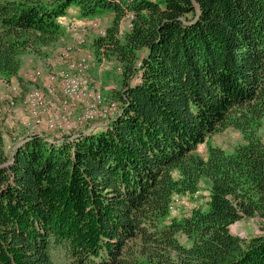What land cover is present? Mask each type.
Listing matches in <instances>:
<instances>
[{
  "label": "trees",
  "instance_id": "trees-1",
  "mask_svg": "<svg viewBox=\"0 0 264 264\" xmlns=\"http://www.w3.org/2000/svg\"><path fill=\"white\" fill-rule=\"evenodd\" d=\"M70 7L111 15L93 48L120 61L119 111L14 146L0 125V264H264V0H0V78ZM227 127L242 141L199 151ZM204 181L205 203L175 216ZM252 217L261 233L231 231Z\"/></svg>",
  "mask_w": 264,
  "mask_h": 264
},
{
  "label": "rangeland",
  "instance_id": "rangeland-1",
  "mask_svg": "<svg viewBox=\"0 0 264 264\" xmlns=\"http://www.w3.org/2000/svg\"><path fill=\"white\" fill-rule=\"evenodd\" d=\"M66 15L59 17V22L61 23V26L64 31H63V35L57 41H55L54 43L48 46H44L42 50L39 52L31 51V52H27L22 55L21 70L24 68L25 58L28 60L29 63L33 62L34 66L35 65L39 66L42 69L43 76L40 78L41 82L39 81L34 82V81L29 80L26 74L24 73L20 75L21 78L20 76L19 77L13 76L10 79V81L5 80L4 78H0V107L4 108L2 110L5 111L3 115L0 117V125L8 133L7 142L11 146H14V144L19 143L26 137H29L33 134H43L51 140L61 139L68 135L75 137L76 135H78L80 132H83V131L90 132L95 129L101 130V128H103L109 122V120L102 119V117L100 118L98 117V119L92 120L91 122L87 121L82 124L77 122L79 119V116L81 115L80 111L82 112V109H83L82 105H77V107L74 106L70 108L71 112H69V110H66L65 107L63 106L64 104L62 105L63 102L61 103L59 95L57 96V95L52 94L50 91H48V89H46L48 91L46 93V91H44L45 87L40 86L42 85V80L44 81L45 77H47V74L51 70H55V69L57 70L61 66L59 64V56L62 50L68 44L75 45L76 43H78L79 38H82L84 40L83 42L84 49L88 50L86 52H88L89 54H92L91 56L92 62H91L90 68L86 70L85 72L86 74L84 78L87 79L88 82L92 81L90 82L92 85L94 84V85L99 86L100 88L101 87L103 88L101 91H104L103 93H105V97L106 96L108 97V98L106 97L108 99V100L106 99V101H118L119 102L116 94L118 90L122 88V71H121L122 69H121V66L119 65L120 61L118 58H116L113 55L111 56H106L104 54L99 55L97 52H95L93 48V43H94L95 38L99 35L105 34L106 28L110 24L111 21L110 20L109 22L105 21L106 14H104L103 17L96 16L94 18H89V19L86 18L87 23L83 22V25L84 24H88V25H84V26L78 25V27H74L75 32L76 30L80 31V33L77 34L74 31H71L68 29V25L71 22L72 17L77 18V16L75 14H72L70 17L69 16L67 17ZM131 17H132V14L128 13L123 18L122 20V30L123 31H125L126 29L130 27ZM64 28L69 30L70 34ZM73 40H76V41H73ZM81 55L82 54H78V55L74 54V57H75L74 60L75 61L81 60L82 58ZM61 64L65 65V63H61ZM34 66L33 68H35ZM39 67H36V68H39ZM87 71L89 72V74ZM72 73L76 74L75 71H73ZM91 84H89V86H91ZM17 86H18V89H17ZM35 86H37V90L43 91L46 97L48 96L47 99L52 100L53 102L51 101V103L48 105H45L47 104L45 103L44 105H42L43 107L41 105L40 106L35 105L34 107L33 103L31 104V102L26 101L25 95L28 92L32 91L33 87ZM14 87H16L15 90H14ZM34 90L36 89L34 88ZM9 95H11L13 99ZM52 95L55 97L52 98L53 97ZM1 104H3L2 105L3 107L1 106ZM34 110L37 111L38 117L43 119L40 124H37L35 121V116L33 113ZM54 112H56L57 114ZM60 113L62 115V116L60 115L62 118H60L59 116ZM52 116H54V118L57 119V122L60 126L67 124V123L65 124L61 119H64V117H68L69 122H70V123L68 122L69 127H65L66 129L65 128L61 129V127L59 126H57L56 128H50L47 125V123L49 119L53 118ZM262 135L264 137V125L262 128ZM241 141H242L241 132L233 127H227V128H224L216 132L212 136H210L206 144H202L200 146L199 151L204 153L205 150L207 149V144L209 143L213 145H219L221 147H224L227 150H231V148L235 144ZM207 187H208V184L206 181H204L202 183L201 190L198 193V197L196 198L195 201H191L189 197L178 196L174 203L175 210H176L175 216L180 215L179 211H181V214L189 212V210H191L192 203L194 202H197L198 205L200 203L201 204L205 203V198L207 195ZM196 204H193V205L195 206ZM261 224L262 222L259 217L245 218V219H242V220H239L233 223L231 225V231L242 237L248 238L250 236H253V235H256L262 232ZM52 256L56 261H58L59 260L58 250H53Z\"/></svg>",
  "mask_w": 264,
  "mask_h": 264
},
{
  "label": "bare ground",
  "instance_id": "bare-ground-1",
  "mask_svg": "<svg viewBox=\"0 0 264 264\" xmlns=\"http://www.w3.org/2000/svg\"><path fill=\"white\" fill-rule=\"evenodd\" d=\"M78 25L84 26L83 22L80 19H72L71 22L68 25V28L69 29H74V27H78ZM83 42H84L83 39H81V40L79 39L77 44H75V45L68 44L62 50V52L60 53V56H59V61H60V59H63V63H65V65L60 64L61 66L59 67V69H57V70L55 69L53 71V73L51 75H48L47 77H45V75H44L45 79H44V81L42 80V85H40V86L45 87L44 91H46V93L48 91H50L54 95H57V96L59 95L61 103L63 102L62 105L64 104L63 106L65 107L66 110H69V112H71L70 108H72L74 106L77 107V105H82L83 109H82V112L80 111L81 115L79 116V119H78L77 122H79L81 124L84 123V122H87V121L91 122L92 120L98 119V117L99 118L102 117V119H106V120L110 121L114 117V115H116L118 113V111H119V106H120L119 102L118 101H112V106H111V101H106V99L108 97L106 96L107 97L106 98L105 97V93H103L104 91H101L103 88L102 87L100 88L99 86L94 85V84L92 85L90 83L92 81L88 82L87 79L84 78V76L86 74L85 73L86 70L88 68H90V65H91V62H92L91 61L92 54H89L88 52H85V53H83L81 55L82 56L81 60H79V61H75L74 60L75 59L74 54H76V52L81 48V46L84 44ZM73 71H75L76 74H73L72 73ZM88 74H89V72H88ZM26 76L31 81H34V82H38L39 81V82H41L40 78L43 76L42 75V69L40 67L39 68H34V69L28 71L26 73ZM89 84H91V86H89ZM37 86L33 87V90L28 92L25 95V100L31 102V104L33 103L34 107H35V105H37V106L41 105L42 106L45 103H47L45 105L50 104L52 100L47 99L48 96L46 97L43 91L37 90ZM92 86H96L95 93L94 94H89ZM34 88L36 90H34ZM15 89H16V87H14V90ZM17 89H18V86H17ZM38 89H40V88H38ZM46 89H48V91ZM13 94H15V93H13ZM9 96L11 97V95H9ZM54 97L55 96H53L52 98H54ZM2 105L3 104H1V106ZM37 106H36V108H37ZM55 106H56V104H55ZM2 109H4V108L0 107V117L5 112ZM33 113H34V116H35L36 123L40 124L43 119L38 117V113H37L36 110H34ZM54 113H56V112H54ZM47 114H49V113H47ZM60 115H61V113L59 114V116ZM67 115H68V113H67ZM61 116H60V118H62ZM52 117L53 118L48 120L47 124L59 125L58 122H57V119H55L54 116H52ZM60 118H58V119H60ZM61 120L65 124L67 123L66 125H63L64 127L59 125V127H61V129H63L65 127H69L68 124L70 122H69V118L68 117H64V119H61ZM177 197L178 196H176L174 198V200L172 202V206H171L173 214H175V212H176L174 203H175V200H176Z\"/></svg>",
  "mask_w": 264,
  "mask_h": 264
},
{
  "label": "crops",
  "instance_id": "crops-1",
  "mask_svg": "<svg viewBox=\"0 0 264 264\" xmlns=\"http://www.w3.org/2000/svg\"><path fill=\"white\" fill-rule=\"evenodd\" d=\"M72 14H75L76 16H77V18L76 17H72V19H80L82 22H86L87 23V20H86V18L87 17H81L80 16V13L78 12V10L75 8V7H70L69 8V10H68V13H67V17L69 16H71ZM80 17V18H79ZM100 17H103V15H101ZM111 18V15H105V21H108L109 22V20H111L110 19ZM87 19H89V18H87ZM84 25H88V24H84ZM65 29V28H64ZM69 29V28H68ZM68 33H69V30H71V31H74V29H69V30H67V29H65ZM75 32V31H74ZM73 33V32H72ZM75 33H77V34H79L80 33V31L79 30H76V32ZM70 34V33H69ZM80 40L82 39V38H79ZM73 41H76V40H73ZM77 44V43H76ZM86 51H88V50H86V49H84V46L82 45L81 46V48L76 52V54L78 55V54H83V53H85ZM33 66H34V64H33V62L31 63H29L28 62V60L25 58V64H24V68L20 71V75L21 74H26L27 72H28V70H32V69H34L33 68ZM35 68L36 67H39V66H34Z\"/></svg>",
  "mask_w": 264,
  "mask_h": 264
},
{
  "label": "built area",
  "instance_id": "built-area-1",
  "mask_svg": "<svg viewBox=\"0 0 264 264\" xmlns=\"http://www.w3.org/2000/svg\"><path fill=\"white\" fill-rule=\"evenodd\" d=\"M61 63H63V59H60V61H59V64H61ZM53 71L54 70H51L48 74H47V76L48 75H51L52 73H53ZM95 90H96V86H92L91 87V90H90V92H89V94H94L95 93ZM111 106H112V101H111ZM50 128H56L57 126H59V125H52V124H47Z\"/></svg>",
  "mask_w": 264,
  "mask_h": 264
}]
</instances>
